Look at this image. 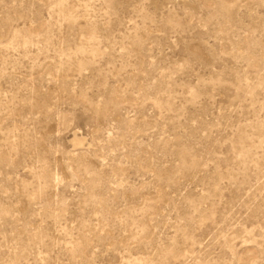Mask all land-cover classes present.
<instances>
[{
	"label": "rangeland",
	"instance_id": "1",
	"mask_svg": "<svg viewBox=\"0 0 264 264\" xmlns=\"http://www.w3.org/2000/svg\"><path fill=\"white\" fill-rule=\"evenodd\" d=\"M0 264H264V0H0Z\"/></svg>",
	"mask_w": 264,
	"mask_h": 264
}]
</instances>
